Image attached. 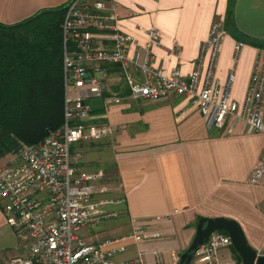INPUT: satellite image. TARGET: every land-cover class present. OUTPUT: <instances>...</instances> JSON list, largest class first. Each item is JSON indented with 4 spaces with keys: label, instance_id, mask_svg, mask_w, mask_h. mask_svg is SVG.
Here are the masks:
<instances>
[{
    "label": "crops",
    "instance_id": "0c3cea01",
    "mask_svg": "<svg viewBox=\"0 0 264 264\" xmlns=\"http://www.w3.org/2000/svg\"><path fill=\"white\" fill-rule=\"evenodd\" d=\"M68 1L0 0V23L11 25ZM103 1L116 14L119 30L130 37L129 56L145 55L146 32L156 30L152 64L164 74L175 67L187 76L211 23L223 22L214 75L222 85L228 73H234L230 99L242 105L255 60L264 55V47L243 39L264 44V0ZM93 99L98 101L91 106L93 113L115 128L112 136L94 145L114 175L113 181L101 184L123 203L115 219L81 233L86 242L123 238L113 245L123 247L113 256L117 264H156L155 254L161 264H178L200 218H227L240 226L251 248L264 255V177L249 183L264 156V134L247 132L241 121L207 130L201 114L182 96L158 101L126 97L117 104ZM137 230L144 238L127 237ZM21 253L0 211V264ZM218 257L223 264L240 263L232 246L219 249Z\"/></svg>",
    "mask_w": 264,
    "mask_h": 264
},
{
    "label": "built area",
    "instance_id": "2783aa9c",
    "mask_svg": "<svg viewBox=\"0 0 264 264\" xmlns=\"http://www.w3.org/2000/svg\"><path fill=\"white\" fill-rule=\"evenodd\" d=\"M116 19L103 0H69L64 6L60 24L62 124L35 144L16 141L0 161V211L22 249L6 264H117L113 256L123 247L113 245L123 238L90 243L81 235L115 219L123 203L121 196L109 195L101 184V169L82 168L78 153L70 152L71 144L100 142L115 131L100 121L101 114L93 113L90 99L117 104L126 97L158 101L182 96L189 108L201 114L207 130L241 121L247 132L264 134V55L255 60L239 106L230 99L234 73L229 72L222 85L214 75L225 35L223 22L211 23L195 68L184 77L175 67L164 74L153 66L150 47L158 43L153 28L146 32L145 55L129 56L130 37L119 30ZM263 177L264 156L249 183L257 184ZM127 237L144 238L140 230ZM228 246L229 236L215 231L190 252L188 264H223L218 251ZM155 260L161 264L157 254Z\"/></svg>",
    "mask_w": 264,
    "mask_h": 264
},
{
    "label": "trees",
    "instance_id": "16d2710c",
    "mask_svg": "<svg viewBox=\"0 0 264 264\" xmlns=\"http://www.w3.org/2000/svg\"><path fill=\"white\" fill-rule=\"evenodd\" d=\"M232 6L229 1V20ZM63 12L64 5L39 10L11 25L0 23V157L16 141L35 144L62 124Z\"/></svg>",
    "mask_w": 264,
    "mask_h": 264
},
{
    "label": "water",
    "instance_id": "95a60500",
    "mask_svg": "<svg viewBox=\"0 0 264 264\" xmlns=\"http://www.w3.org/2000/svg\"><path fill=\"white\" fill-rule=\"evenodd\" d=\"M215 231L225 232L231 241V246L240 259V264H264V255H259L248 244L240 226L227 218H200L196 225V234L187 250L181 254L178 264H188L190 252L204 244L210 234Z\"/></svg>",
    "mask_w": 264,
    "mask_h": 264
},
{
    "label": "rangeland",
    "instance_id": "374dc122",
    "mask_svg": "<svg viewBox=\"0 0 264 264\" xmlns=\"http://www.w3.org/2000/svg\"><path fill=\"white\" fill-rule=\"evenodd\" d=\"M98 101L96 99H90V103L91 106H96V103ZM95 144L96 143H92V144H83V145H79L76 146L77 144H71V154L77 152L79 155V159H78V164L87 170H95V169H101L105 176H104V180L103 182H111L114 180V175L109 171V166L106 164H104L105 162H103V157L102 155L98 154L95 148ZM7 153H5L1 158L0 161L3 160V158L5 157ZM111 171V170H110ZM96 187H99V183L95 184ZM100 224V223H99ZM99 225H96V227H98Z\"/></svg>",
    "mask_w": 264,
    "mask_h": 264
}]
</instances>
